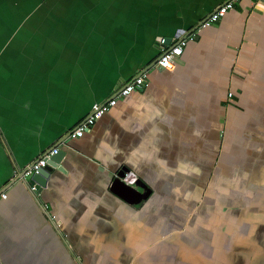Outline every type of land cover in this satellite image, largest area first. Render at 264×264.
I'll return each instance as SVG.
<instances>
[{"label":"crops","instance_id":"0c3cea01","mask_svg":"<svg viewBox=\"0 0 264 264\" xmlns=\"http://www.w3.org/2000/svg\"><path fill=\"white\" fill-rule=\"evenodd\" d=\"M226 1L0 0V264H264V0L237 1L173 69L153 66L159 36ZM146 70L143 91L69 135ZM54 146L67 172L32 191L15 170ZM205 148L217 167L230 154L221 171ZM124 166L146 200L114 191ZM213 179L259 197L240 191L228 209L216 192L206 206Z\"/></svg>","mask_w":264,"mask_h":264},{"label":"built area","instance_id":"2783aa9c","mask_svg":"<svg viewBox=\"0 0 264 264\" xmlns=\"http://www.w3.org/2000/svg\"><path fill=\"white\" fill-rule=\"evenodd\" d=\"M237 1L241 0H228L225 3L221 4L201 25L197 28L196 32L189 34L185 33L182 37L179 34L178 37L172 38V42L167 45L166 38H162L158 43L159 55L157 60V66L162 69L171 70L176 66L177 60L183 55L185 47L188 45V42L196 38V33L199 29L208 27L211 25V22L217 21L224 17L229 10L234 8V5ZM149 85V81L146 78V72H143L139 75H136L131 80H129L125 85L117 89L108 99L101 102L94 103L90 114L78 124L73 131L70 132V135L73 137H79L84 134V132L99 119H101L107 112L113 109L119 98H124L130 95L133 91L138 90L140 87L146 88ZM229 97L233 96V93L230 91ZM59 151V147L51 148L45 150L40 156L35 160H32L28 163L23 169H16L15 173L24 178H29L35 173H38L41 168L45 167L48 163V160L53 154H56ZM127 183H135L136 178H129L128 176L124 178ZM32 191H37L38 187L36 184L31 185ZM1 197L6 198V193H1Z\"/></svg>","mask_w":264,"mask_h":264},{"label":"water","instance_id":"95a60500","mask_svg":"<svg viewBox=\"0 0 264 264\" xmlns=\"http://www.w3.org/2000/svg\"><path fill=\"white\" fill-rule=\"evenodd\" d=\"M200 25H198L189 34H191L192 32H196L197 28ZM162 38H163L162 36H159L157 38V42H160ZM165 38H166V44L169 45L172 42V37H165ZM153 66L158 67L157 59H155ZM158 69L163 70L162 68L159 67ZM144 72H147V70ZM138 90L143 91L144 87H140L138 88ZM55 147L57 146L52 147V149ZM65 156H66V151L59 148V151L50 157L47 165L41 168L38 173H35L33 176L27 179L24 178V176H19L18 179H22L31 185L36 184L38 190L41 191L42 188L47 186L48 179L51 176V174L54 172V170H58L63 173L67 172V169L63 164V159ZM129 174H130V169L126 166L122 167V169L118 171L116 174L115 173L109 174L110 177L113 179L112 186L114 191L133 203H135L134 198H136V196L140 200V202L146 200L148 195L150 194L149 187L146 184H144L140 179L136 181L134 184L130 185L129 183L126 182V180H124V178L127 177ZM138 187L141 188L143 191H141Z\"/></svg>","mask_w":264,"mask_h":264},{"label":"rangeland","instance_id":"374dc122","mask_svg":"<svg viewBox=\"0 0 264 264\" xmlns=\"http://www.w3.org/2000/svg\"><path fill=\"white\" fill-rule=\"evenodd\" d=\"M246 110V109H245ZM229 141H230V137H229ZM226 143V142H225ZM225 143L223 144V146H225ZM211 149L207 150V148L204 149V152L203 153V156L205 158V166L206 168L209 167L211 165V168H213V172L217 169L219 171H221V169L224 168V165H226V162L224 161L226 158L229 157V155H224V154H221L220 156V163H218V167L217 165H214V157H213V153H211L210 151ZM226 151H227V147H226ZM228 152V151H227ZM214 165V166H213ZM203 172H204V163H203ZM225 174L227 176H229L230 174V165H228L226 168H225ZM236 181H239V180H234V182ZM254 182V180H252ZM223 183L224 185H221L220 183ZM232 182L229 184V182H224V181H221V180H217V179H213L212 180V183L209 187H205V205H211L212 204V201L210 200L213 196H215L216 198H219V194L215 195L216 192H219L220 195H221V198L225 201H227V208L228 209H238V210H241V206L240 204L241 203H238V201H242L243 200V197H241V195L243 194H247L249 193V195H251L252 197L255 196V197H259V195L257 193H255V191L253 190V187L256 185L255 184H252V185H248L250 190L248 189H245L244 190V186L243 187H240L238 186V191H236V188H234L235 183ZM258 184V183H257ZM227 185V186H225ZM240 191L243 192V194H239ZM262 197L261 198H264V194L261 195ZM245 199V198H244ZM260 200H263V199H260ZM250 202V201H248ZM264 204V202H262ZM251 204V207L254 209H261V203L260 202H257L256 204L255 203H249ZM225 207H223L224 209ZM262 209L264 210V205L262 206ZM126 257H128L126 255Z\"/></svg>","mask_w":264,"mask_h":264},{"label":"trees","instance_id":"16d2710c","mask_svg":"<svg viewBox=\"0 0 264 264\" xmlns=\"http://www.w3.org/2000/svg\"><path fill=\"white\" fill-rule=\"evenodd\" d=\"M184 54V53H183ZM230 104L232 105V107H237L238 105H235L234 103H233V100H230ZM232 107H230L231 109H232ZM248 108V107H247ZM225 131H226V129H225ZM243 138H245V136H243ZM255 182V181H254ZM262 187V186H261ZM245 189H248V190H250V188H249V186L247 185V186H244V190ZM245 196H244V198L245 199H249V197L250 198H252V196L251 195H249V193H247V194H244Z\"/></svg>","mask_w":264,"mask_h":264},{"label":"flooded vegetation","instance_id":"af4514ba","mask_svg":"<svg viewBox=\"0 0 264 264\" xmlns=\"http://www.w3.org/2000/svg\"><path fill=\"white\" fill-rule=\"evenodd\" d=\"M141 191H143V190H141Z\"/></svg>","mask_w":264,"mask_h":264},{"label":"clouds","instance_id":"9594fccd","mask_svg":"<svg viewBox=\"0 0 264 264\" xmlns=\"http://www.w3.org/2000/svg\"><path fill=\"white\" fill-rule=\"evenodd\" d=\"M136 182V181H135Z\"/></svg>","mask_w":264,"mask_h":264}]
</instances>
